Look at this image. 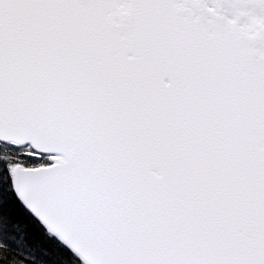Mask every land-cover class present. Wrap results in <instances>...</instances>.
Wrapping results in <instances>:
<instances>
[{
  "label": "snow or ice",
  "instance_id": "obj_1",
  "mask_svg": "<svg viewBox=\"0 0 264 264\" xmlns=\"http://www.w3.org/2000/svg\"><path fill=\"white\" fill-rule=\"evenodd\" d=\"M0 264H264V0H0Z\"/></svg>",
  "mask_w": 264,
  "mask_h": 264
}]
</instances>
